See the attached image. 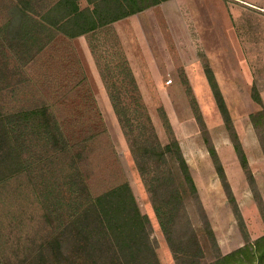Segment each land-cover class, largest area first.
Instances as JSON below:
<instances>
[{
    "label": "rangeland",
    "instance_id": "374dc122",
    "mask_svg": "<svg viewBox=\"0 0 264 264\" xmlns=\"http://www.w3.org/2000/svg\"><path fill=\"white\" fill-rule=\"evenodd\" d=\"M4 3L0 2V28L7 17ZM1 36L0 32V41L6 39ZM3 49L0 47V105L9 112L50 107L70 140L81 143L78 149H83L84 156L79 165L92 195L127 181L140 211L149 219L161 264L184 263L161 230L151 193L105 83L118 72L107 67L108 62L119 60L118 51L129 63L160 142L170 140L165 115L189 165L199 199L186 189L184 205L203 252L202 264H210L264 233V163L259 157L260 149L264 158V121L255 128L250 118L264 111V0H169L95 35L72 39L60 35L39 54ZM207 68L224 97L254 184L234 149ZM255 89L260 103L252 97ZM206 138L218 153L237 205L236 194L245 203L250 198L243 211V227L221 185ZM69 163L70 157H62L57 169L70 172ZM49 166L17 176L0 189L4 264H19L51 236L58 221L51 213L55 200L43 195V177L49 175ZM61 187L66 196L68 186ZM202 211L218 246L205 228ZM181 229L186 232V219L180 223Z\"/></svg>",
    "mask_w": 264,
    "mask_h": 264
},
{
    "label": "trees",
    "instance_id": "16d2710c",
    "mask_svg": "<svg viewBox=\"0 0 264 264\" xmlns=\"http://www.w3.org/2000/svg\"><path fill=\"white\" fill-rule=\"evenodd\" d=\"M3 1L7 17L0 32L6 39L0 41V47L32 56V52L41 53L60 35L70 39L95 35L117 21L169 0H0ZM82 2L86 3L84 7ZM117 54L119 60L108 62L107 67L118 72L109 79L103 77L136 166L151 193L161 230L184 264H202L203 252L184 205L186 189L199 199L189 165L165 115L170 140L166 144L160 142L129 63L122 52ZM206 73L241 166L254 184L215 75L210 68ZM252 97L261 102L256 89ZM250 118L258 128L264 121V111ZM205 140L227 199L242 226L243 217L218 153L209 139ZM80 144L70 140L46 105L11 112L0 105V189L11 179L50 163L49 175L43 177V195L55 200L51 213L58 220L51 236L19 264H161L151 239L149 219L140 211L130 184L124 181L95 196L88 191L79 165L84 156L83 149H78ZM62 157H70V172L57 169ZM63 184L68 186L66 196H62ZM185 219L187 230L183 232L180 223ZM202 220L218 246L203 211ZM0 264H4L1 255ZM210 264H264V235L217 256Z\"/></svg>",
    "mask_w": 264,
    "mask_h": 264
},
{
    "label": "crops",
    "instance_id": "0c3cea01",
    "mask_svg": "<svg viewBox=\"0 0 264 264\" xmlns=\"http://www.w3.org/2000/svg\"><path fill=\"white\" fill-rule=\"evenodd\" d=\"M161 4H162V3H161ZM259 157H261L262 162L264 163L263 152H262L260 149H259ZM222 161H223V160H222ZM226 171H227V169H226ZM232 188H233V186H232ZM233 189H234V188H233ZM244 195H246V193H245ZM247 196H248V194H247ZM236 197H237L238 205H239V208H240V210H241L242 216H245V215L243 214L244 207H245V205L250 204V203H248V201H250V198H249V200H247V203H245V201H244L242 198H240V197H241L240 194H239V195L236 194ZM245 199H247V198H245ZM263 235H264V233H262V234H260V235L257 234V235L255 236V239H257V238H259V237H261V236H263Z\"/></svg>",
    "mask_w": 264,
    "mask_h": 264
},
{
    "label": "built area",
    "instance_id": "2783aa9c",
    "mask_svg": "<svg viewBox=\"0 0 264 264\" xmlns=\"http://www.w3.org/2000/svg\"><path fill=\"white\" fill-rule=\"evenodd\" d=\"M169 83L171 82V81H168Z\"/></svg>",
    "mask_w": 264,
    "mask_h": 264
}]
</instances>
